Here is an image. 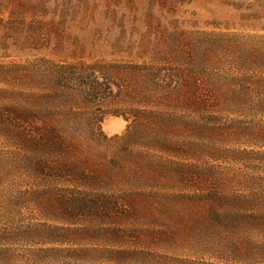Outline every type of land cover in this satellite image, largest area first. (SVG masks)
I'll use <instances>...</instances> for the list:
<instances>
[{"label": "trees", "instance_id": "obj_1", "mask_svg": "<svg viewBox=\"0 0 264 264\" xmlns=\"http://www.w3.org/2000/svg\"><path fill=\"white\" fill-rule=\"evenodd\" d=\"M49 1L0 0V8L35 15ZM151 2L173 8L187 0ZM62 5L70 6L66 0ZM235 36L206 37L200 42L206 45L203 50L191 51L194 60L209 64L206 59L223 42L248 59L240 62L237 56L234 76L196 71L194 60L183 69L178 62L168 69L154 59L39 58L18 65L21 108L2 109L0 120L21 143V164L29 180L24 193L33 197L41 218L4 234L21 235V260L6 247L0 264L154 261L151 248L143 245L155 234L140 230L134 221L143 215L158 217L163 201L182 197L206 203L205 218L197 224L212 234L207 238L203 233L201 242L224 241L233 255L261 257L239 264H264V175L252 165L218 174L196 163L212 135L235 129L219 126L224 123L221 114L248 108L254 115L264 113V86L257 91L261 80L251 72L264 66V45ZM107 112L128 122L122 135L108 137L101 130ZM236 121L229 120L232 125ZM259 154L246 161L264 164V152ZM178 181L192 189L178 191ZM45 209H50L47 217ZM168 233L173 237V231Z\"/></svg>", "mask_w": 264, "mask_h": 264}, {"label": "rangeland", "instance_id": "obj_2", "mask_svg": "<svg viewBox=\"0 0 264 264\" xmlns=\"http://www.w3.org/2000/svg\"><path fill=\"white\" fill-rule=\"evenodd\" d=\"M63 1L50 0L46 10L35 15L21 13V9L0 8V69L6 70H0V112L11 107L21 108V67L18 65L26 61L46 58L149 62L154 59L159 66L162 64L168 69L177 64L188 68L192 67L189 63H193L196 55L192 56L191 51L195 47V53L203 50L206 45L200 42L206 41V37L227 40L228 35H236L252 42L253 46L264 45V0H187L173 8L150 3V0H66L70 5L67 7L62 5ZM219 48L206 59L210 65L195 59L193 68L209 75L217 70L219 74L234 76V60L238 56L243 62L244 58L232 48H226L223 42ZM251 69L261 80L256 85L257 91H261L264 66ZM219 117L224 122L220 127L231 125L235 129L212 135L211 141L199 149L203 150V155L198 157L197 166L201 170L210 168L218 174H228L252 165L264 175L263 163L254 159L246 161L248 156L257 155L256 158L264 152V113L254 115L248 108ZM231 119H236V123L232 125ZM2 122L0 120V259L5 257L4 249L10 247L21 260V235L6 237L4 234L21 229L22 222L41 217L33 197L24 193L29 180L21 164V143L8 133ZM127 125L122 116L112 112L105 113L100 123L108 137L122 135ZM235 130L239 134H235ZM207 152L218 157L211 159ZM206 180L210 182L209 175ZM177 183L178 191L192 189L185 182ZM211 186L210 183L208 188ZM161 205L158 217L143 215L134 221L140 230L146 228L155 234L143 246L151 248L156 260L142 263L139 260L133 264H186L189 261L239 264L261 260V257L252 259L251 255H233L226 243L218 239L212 243L201 242L203 233L207 238L212 234L197 224L205 218V202L182 197L181 200H165ZM48 211L50 209H45L46 217L50 214ZM169 230L173 231V237ZM136 244L141 247V243Z\"/></svg>", "mask_w": 264, "mask_h": 264}]
</instances>
